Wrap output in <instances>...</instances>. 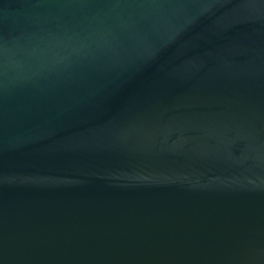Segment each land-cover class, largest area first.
Listing matches in <instances>:
<instances>
[{
	"label": "water",
	"instance_id": "95a60500",
	"mask_svg": "<svg viewBox=\"0 0 264 264\" xmlns=\"http://www.w3.org/2000/svg\"><path fill=\"white\" fill-rule=\"evenodd\" d=\"M0 264H264V0H0Z\"/></svg>",
	"mask_w": 264,
	"mask_h": 264
}]
</instances>
